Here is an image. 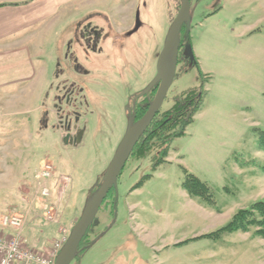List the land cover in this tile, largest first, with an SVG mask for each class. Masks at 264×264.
Masks as SVG:
<instances>
[{
  "label": "rangeland",
  "instance_id": "rangeland-1",
  "mask_svg": "<svg viewBox=\"0 0 264 264\" xmlns=\"http://www.w3.org/2000/svg\"><path fill=\"white\" fill-rule=\"evenodd\" d=\"M97 2V10L111 19L123 16L130 25L138 11L142 26L124 46L110 35L98 62L83 63L89 74L75 75L88 104L87 135L81 142L63 144L51 122L39 128L38 96L12 98L0 106V214H24L44 161L54 166L50 188L58 204L56 221H36L29 242L37 249L59 237L60 225L68 237L100 186L131 125L128 101L155 77L158 55L180 6V0ZM70 23L64 21V29L47 33L40 43L48 70L38 89L50 87L46 82L62 56ZM188 26L192 59H186L183 28L175 77L143 137L163 120L177 94L202 87V105L184 134L172 141L165 162L152 168L162 158L161 141L171 137L164 129L151 138L147 157L128 158L117 178L113 218L112 189L70 264H264V240L252 230L215 240L203 237L264 199V151L257 135L264 130V0H190ZM34 61L39 66L41 61ZM183 167L209 185L212 206L184 192ZM60 177L69 182L59 199Z\"/></svg>",
  "mask_w": 264,
  "mask_h": 264
},
{
  "label": "crops",
  "instance_id": "crops-1",
  "mask_svg": "<svg viewBox=\"0 0 264 264\" xmlns=\"http://www.w3.org/2000/svg\"><path fill=\"white\" fill-rule=\"evenodd\" d=\"M97 6V0H0V106L1 103L5 106L12 98H43L49 88L40 86L38 89L42 76L45 78L48 70L46 61L41 59V41L47 33L52 35L64 29L66 20H72L67 26H70L67 29L70 37L77 20L87 13H103L96 9ZM35 58L41 61L39 66ZM51 82L50 79L46 85ZM58 134L62 136L64 132ZM81 135L85 137L87 131ZM38 220L41 219L31 220L26 227L28 240L32 239L35 233L33 226Z\"/></svg>",
  "mask_w": 264,
  "mask_h": 264
},
{
  "label": "flooded vegetation",
  "instance_id": "flooded-vegetation-1",
  "mask_svg": "<svg viewBox=\"0 0 264 264\" xmlns=\"http://www.w3.org/2000/svg\"><path fill=\"white\" fill-rule=\"evenodd\" d=\"M111 14L114 15L113 13ZM111 18V15L91 12L75 22L73 33L65 43L62 56L56 58V66L54 67L49 90L44 94L41 99L42 101H40L41 105L38 107L40 112L38 125L40 129L48 128L51 122L50 129L55 132L56 126L59 125L58 121H64L61 124L64 126L67 125L65 116L68 119H72V121H77L76 129L82 131L77 135L82 136L81 134L87 131L84 119L87 116L88 104L84 100L83 88L77 81L75 75L82 76L89 74L85 70L83 63L96 64L98 62V57L103 55L106 50L105 45L110 35H112V38L115 37L123 43L122 46H124L126 41L129 40L128 38L137 33L142 26L138 11L134 12L131 25L129 22L127 23V20L126 22L123 21V16L117 19ZM113 30H115V33L110 32ZM180 52L181 46L178 51L177 65L181 54ZM147 87L133 95L128 101L127 110L131 117V125L146 111L155 95L157 85L153 87L155 91L151 88L142 94ZM76 98L78 99L76 100ZM73 103L74 106L69 107ZM143 109L145 111L142 113ZM59 117H62V120H58Z\"/></svg>",
  "mask_w": 264,
  "mask_h": 264
},
{
  "label": "water",
  "instance_id": "water-1",
  "mask_svg": "<svg viewBox=\"0 0 264 264\" xmlns=\"http://www.w3.org/2000/svg\"><path fill=\"white\" fill-rule=\"evenodd\" d=\"M189 15L190 0H180L179 9L176 16L171 22L166 40L156 61V75L148 85V87L145 89V91L142 93L144 94L155 85H157L155 95L146 111L134 124L130 125L125 131L124 136L120 141L102 177L100 186L98 187L97 191L91 196V199L86 203L78 221L72 227L67 240L59 251L54 264H70V262L76 255L77 248L82 238L86 234L90 225L94 222L97 212L103 204L109 191L114 189L115 197L117 196V178L121 173V170L123 169L126 161L131 156L135 146L141 140L152 120L157 115L166 97L167 91L175 77L178 51L180 47V34L184 27V38H187ZM189 53L192 55L191 50H189ZM190 59H192V56H190ZM77 99L78 98H76V100ZM73 106L74 103L69 107ZM62 117H59L58 120H62ZM64 118L67 125L64 126L61 124L64 121H58L59 125L56 126L55 132H64V134L61 136V141L63 144H71L73 146H76L80 143L82 138V136L77 135V132H81V130L76 129V120L72 121V119H68L65 116Z\"/></svg>",
  "mask_w": 264,
  "mask_h": 264
},
{
  "label": "trees",
  "instance_id": "trees-1",
  "mask_svg": "<svg viewBox=\"0 0 264 264\" xmlns=\"http://www.w3.org/2000/svg\"><path fill=\"white\" fill-rule=\"evenodd\" d=\"M184 42L186 44V49L188 53L186 56L187 59L190 58V56H192L189 53V50H191V44L189 42L188 37L184 38ZM184 42H180L181 48L184 47ZM204 95L205 93L202 87H199V88H190L187 91H184L174 96L175 98L173 101L172 108L169 111H166L165 114H163L164 116L163 120L160 121V123H158L155 129L150 131L149 133L150 135L143 137L137 143L131 155L137 156L138 158L147 157L149 155L148 143L152 145L151 138L154 137V139H157L158 134H161L159 132L164 129V131H167L171 134L169 135L171 137L169 138L168 142L161 141V144H163V147H161L162 158L157 160L156 162H153L152 168L155 169L158 165L165 162L172 141L175 138L182 136L184 134L185 128L189 123H191L194 116L198 112L200 106L202 105ZM257 135H258L259 147H261V149L264 151V130H261ZM183 172H184V178L181 185H182V189L187 193V195H189L190 197H198L200 199H203L207 204L212 206L215 202L213 200V196L210 193L209 185L206 182L199 179L194 174L188 172L184 167H183ZM110 193H108L104 201L109 199ZM114 198L115 195L113 194L111 207H110L111 208L110 215L112 218L115 212ZM92 224L88 228L86 234L89 232V229L91 228ZM237 230H241L243 232H248L252 230V234L254 236H257L264 240V199H260L259 201L253 202L250 205V207H247V209L238 210L236 214L232 217V220L226 223L225 226L216 229V231H213V233L204 234L203 237H212V239L214 240L221 237L222 235H225V233L237 232ZM84 237L82 238L77 249H79L82 243L84 242ZM97 237H95L92 243L85 248V251H87L93 245Z\"/></svg>",
  "mask_w": 264,
  "mask_h": 264
},
{
  "label": "built area",
  "instance_id": "built-area-1",
  "mask_svg": "<svg viewBox=\"0 0 264 264\" xmlns=\"http://www.w3.org/2000/svg\"><path fill=\"white\" fill-rule=\"evenodd\" d=\"M53 174V164L50 161H44L36 175L33 192L28 195L30 200L26 212L0 214V264H54L67 240L65 227L60 225L59 237L43 249L33 247L23 233L33 219H42L45 222L56 221L58 204L52 198L50 188ZM68 182V178L65 177H60L56 182V196L59 199Z\"/></svg>",
  "mask_w": 264,
  "mask_h": 264
},
{
  "label": "bare ground",
  "instance_id": "bare-ground-1",
  "mask_svg": "<svg viewBox=\"0 0 264 264\" xmlns=\"http://www.w3.org/2000/svg\"><path fill=\"white\" fill-rule=\"evenodd\" d=\"M134 151V150H133ZM110 192V191H109ZM100 209V208H99Z\"/></svg>",
  "mask_w": 264,
  "mask_h": 264
}]
</instances>
